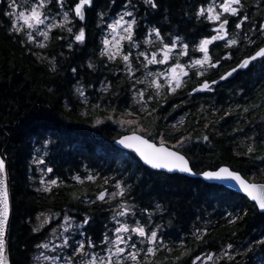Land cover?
I'll return each instance as SVG.
<instances>
[{"label": "trees", "instance_id": "16d2710c", "mask_svg": "<svg viewBox=\"0 0 264 264\" xmlns=\"http://www.w3.org/2000/svg\"><path fill=\"white\" fill-rule=\"evenodd\" d=\"M200 1L155 0L157 21L165 18L188 41L203 35L204 23L195 19ZM84 29L81 44L70 36L66 42L63 36L56 40L52 34L45 50L30 49L21 35L9 32L0 13V156L10 182V264L30 263L44 235L33 231L35 217L43 214L67 215L80 223L88 218L83 238L93 242L94 252L100 250L105 231H112L113 207L120 202L133 211L129 222L148 224L168 247L161 250H170H156L143 264H188L199 253H221L228 245L233 259L218 264L264 261V245L258 243L264 240V214L243 196L199 179L149 170L111 144L128 133L118 126L133 112L128 80L118 72L117 62L98 57L93 14L86 15ZM102 82L108 86L101 91ZM77 84L88 89L86 94L74 93ZM239 85L223 84L214 100L209 95L193 100L187 94H165L132 130L155 143L163 138L169 147L185 138L186 148H173L186 155L195 173L225 165L250 182L264 183V95L248 99L244 111L237 99ZM257 104L261 109L254 111ZM254 112H260L261 126L246 124L242 133V117ZM181 118L180 125H173ZM36 147L44 149L43 165L57 180L50 191L36 190L29 178ZM117 182L124 189L120 199H96Z\"/></svg>", "mask_w": 264, "mask_h": 264}, {"label": "snow or ice", "instance_id": "6c2138e0", "mask_svg": "<svg viewBox=\"0 0 264 264\" xmlns=\"http://www.w3.org/2000/svg\"><path fill=\"white\" fill-rule=\"evenodd\" d=\"M55 3L59 6L60 12L56 15L62 17L59 23L55 22V17L51 16L49 13L51 11L50 5ZM66 0H23V3H18L17 0H9L8 3V11L5 12V15L9 16L12 19V24L10 27L11 32H15L19 34L20 32H24L26 35L27 41H33L32 31L35 30L36 34L42 36L45 41L50 39L49 32L53 28H65L67 25L72 23L70 19V13H74L75 18H78L80 21H84L85 16V7H91L94 4V0H76L74 4H69L67 6V10H65ZM145 5H150L152 8H156L157 4L154 0H144ZM241 5V0H207L206 4H202L196 11L195 15L197 19H205L209 23H214L215 27L212 29V32L215 33L210 37H204L200 39L199 43L195 46V51L202 53V57L199 59L192 60L188 65H184L179 62L180 56H186L188 45L183 44L181 42V50L177 56V62L172 64L170 67H167L162 72H147V76L151 77L148 81L149 87L155 89V95H161V89L166 87L168 92H175L177 89L183 87L184 81L181 77L187 76L188 71L186 69L196 68V75L203 76L208 69L215 68L220 64V59H231V56L227 53L224 57L216 60L214 63L212 62V58L209 54V45L213 44L214 41H225V47H231L238 43L236 35L233 34L229 36V33L226 29V26L229 24L228 16L237 18V23L235 28L237 30L241 29V26L245 20L248 19L247 16L239 15L240 8L237 6ZM131 5H126L125 7H130ZM47 10V11H46ZM227 14V16L225 15ZM99 16L103 17V13H99ZM132 17L133 13L131 11H124L121 14H118L117 17L107 24V28L110 30L112 35V39L109 40L105 37L102 41L104 48L101 51L102 56H107L109 60H115L119 57L125 66L127 74L132 76L135 69L132 66L130 61L131 53H123L122 52V42L128 41L132 48H137L138 45L133 42L134 36V26L136 24V20L133 17L130 20H125L124 17ZM46 21L49 23L45 24ZM44 26L45 30H41L39 26ZM118 30H120L118 32ZM67 31L71 33L73 29L71 27H67ZM259 31L261 36H264V23L259 25ZM152 34L155 35L157 41H159L160 47L158 49L160 55L158 56L156 52L151 53V55H147L146 52H137V57L143 56L145 58L144 68L147 69L149 64H160L165 65L171 59V52L173 49L177 47L178 42H180V37H172L171 43H166L160 33V30L157 28H152L149 30V36ZM85 29L80 28L79 32L74 35V39L76 42L83 43L85 40ZM227 38V39H226ZM245 39L248 40L249 43H253L250 37L245 36ZM59 39V37H58ZM146 44L152 43L151 40L146 39ZM39 47H45L44 43H40ZM69 48L72 47L71 44L68 45ZM258 57L264 58V47H260L254 55L249 56L242 60L239 64L236 65L235 68H232L229 72H226L223 76L220 77V80H224L226 77L231 76L237 69H245L250 65L251 61H255ZM207 66V67H205ZM91 68L92 65L89 64ZM52 70H55L54 67ZM75 71V69H73ZM161 78L163 83L161 82ZM137 83H143V80H137ZM212 84H215L216 81L212 80ZM200 90H211L209 87V82L204 81L199 85ZM77 91L81 96H83V92L77 88ZM193 91H197L196 88ZM138 95L143 98V92L138 93ZM152 97L150 96L149 99ZM244 111H248L245 109ZM96 123H99L97 121ZM206 140L207 137H204ZM183 140L177 141L178 144L182 143ZM118 144L123 145L125 148L132 149L140 158L141 161L145 165L150 166L152 169L157 170H167L168 172L179 171L181 173H192V169L189 167L188 160L181 155L177 151L170 150L166 148L161 142V145L157 147L155 144L150 143L148 140L144 139L142 136L138 135H130L122 137L117 141ZM254 151V148L249 146L248 152L251 153ZM49 172L52 171L51 168L48 169ZM6 173V165L5 160L0 158V264H8V260L5 257V227L9 220L10 213V198L9 191L6 184L5 179ZM201 175L206 179H229L235 181V183L239 186L240 191L245 193L248 198L255 201L256 206L264 213V184H255L251 182H247L244 178H242L241 174L236 171H231L227 167H221L218 171H204ZM74 179H78L74 177ZM87 179L92 180V176H88ZM107 182V181H106ZM43 183V181H42ZM52 185H55L57 182L55 180L50 181ZM116 188L118 191L112 194V198L116 195H122L124 189L121 187L120 183L117 182ZM47 187L44 188V191H48ZM106 193L101 191L97 199L104 200ZM73 198L76 196L74 194ZM120 211L115 212L113 219L116 221L118 225L114 229V239H110L108 235L104 236V239L101 243H106L108 245L107 248L104 249L105 255L100 256L93 252H85V243L83 241H77V246L73 249L72 257L76 255H80L82 257L80 264H127V261H131L132 264H140L137 257L140 254L137 249V243L131 242L133 236L145 238L144 240H140V243H144L147 241L148 245H152L153 241L157 238V231L152 230L150 235H146V227L141 225L138 221L134 226H130L126 222H121L120 220H116V217L125 216L130 209L124 205H119ZM71 217L65 215L64 221L71 227L70 224ZM44 223H47V219H45ZM83 224L88 223V218L82 222ZM63 226V225H62ZM43 227V224L41 225ZM159 227V226H157ZM38 228H34L33 231H38ZM67 231V228L64 229ZM83 234V233H81ZM62 235V234H61ZM261 245H264V240L258 242ZM89 248H94L95 245L91 240L87 241ZM128 245L133 251H129L126 253V249L121 247L120 245ZM39 248L48 249L49 243H42L37 245ZM70 247V242L67 237H63V242L58 246L60 250L66 249ZM230 248L231 245H228ZM55 250V249H54ZM154 252V248L149 246L147 248V253L152 254ZM126 253V255H125ZM43 255V253H41ZM186 255V254H185ZM228 256L227 253H225ZM72 257L64 256L63 264H76V262L72 259ZM83 257H87V259H83ZM47 260L51 261V264H57L58 259L60 258V252L57 251V255L48 257H44ZM200 257L197 256L193 260V264H196V260H199ZM207 259L211 260L212 255L209 254ZM228 259H233V257L228 256Z\"/></svg>", "mask_w": 264, "mask_h": 264}, {"label": "flooded vegetation", "instance_id": "af4514ba", "mask_svg": "<svg viewBox=\"0 0 264 264\" xmlns=\"http://www.w3.org/2000/svg\"><path fill=\"white\" fill-rule=\"evenodd\" d=\"M66 0L65 3V10H67V6L69 5ZM76 2V0H73V4ZM155 2V0H154ZM222 2V0H220ZM8 3L2 0V3H0V13L8 20V16H5V12L8 9ZM156 3V2H155ZM207 0L200 1L198 5L195 8V13L197 9L202 5L206 4ZM131 5L130 7H125L126 5ZM51 15L57 14V10L60 9L58 5L55 3L51 4ZM240 8L239 15L247 16L248 19L245 20L241 26L240 30H237L235 28L237 21V18L228 16L229 24L226 26V29L229 33V36H232L233 34L236 35V38L238 40V43L231 47H225V41H214L213 44L209 45V54L212 58V62L214 63L216 60L220 59L221 57H224L227 53L231 56V59H220V64L217 65L215 68L208 69L203 76H197L196 75V68H194L192 71H190V74L187 76H184V84L183 87L177 89L174 93H168V94H187L188 96L192 97L193 100L196 98H201L202 96H211V98L214 100L213 96L220 94L219 88L223 84H231L234 82H240V85L238 87L239 93L237 94L238 104L241 109H245L247 106L246 102L248 99L250 101H254L258 99L261 95H264V58L256 59L255 61L250 62V65L242 70L237 71L232 77L227 78L222 83L217 85H210L211 90H205L203 92H195L193 91L194 88H199V85L203 83L204 81H208L209 84H211L212 80H218L221 76H223L226 72H229L232 68H235L237 64H239L242 60L245 58L252 56L255 54V52L260 48L264 47V36H261L259 31V25L261 23H264V0H241V5L237 6ZM157 8V7H156ZM156 8H152L150 5H145L144 0H94V4L91 7L86 6L85 7V16L87 14H93V17L95 18V26L97 30V44H98V57H99V46L101 45L100 37L103 33L101 22L106 23V19L99 16V13H103L104 15L108 16H114L117 12L121 11H131L133 13L132 17H129L128 19H132L133 17L136 20V24L134 26V36H133V42H135L139 47H145L148 46L151 49L158 50L160 47L159 41L156 40L155 35L152 34L149 36V30L152 28H157L160 30L161 36L163 40L166 43H171L172 37H180V42L177 44V53H179L181 50V42L183 44L188 45V51L191 52V55L194 58H198L202 55V53L195 51V46L199 43L200 39L204 37H210L211 35H214L215 33L212 32V29L215 27L214 23H209L207 20L201 18L199 20L203 21L205 26V33L203 35L197 36L192 38V40L188 41L186 38L182 37L180 34V30L176 29L174 26L169 25L168 22L164 23V19L162 18L160 22L157 21L158 16L156 13ZM9 10V9H8ZM47 11V10H46ZM73 15V13H72ZM227 16V14H225ZM74 17V16H73ZM195 19L199 21L195 15ZM80 24H78L77 28L80 30V28H84V22L76 19ZM75 20V22H76ZM9 23V32L11 23ZM105 32V30H104ZM15 33V32H11ZM16 35H20L15 33ZM51 34H59L60 38L64 35V32L58 30L56 32L53 31ZM52 36V35H51ZM250 37L253 43H249L247 39L244 37ZM52 39V37H51ZM151 40L152 43L146 44L145 40ZM227 39V38H226ZM23 42L25 45H27L30 49H32V42H26L24 39ZM49 45V44H48ZM135 48L131 50L134 51ZM133 54V53H132ZM100 58V57H99ZM101 59V58H100ZM104 59V58H103ZM105 60V59H104ZM130 61L133 66V58H130ZM106 62V61H105ZM117 65L119 66L118 72L125 75L124 72H122V68H120V62L116 61ZM144 62L145 60H142L141 62L136 61V73H143L144 68ZM177 60L173 59L171 63H176ZM115 63V62H113ZM188 62L186 63V65ZM159 64L156 65H148L147 69L144 68L145 71L151 70V72L156 73L159 70ZM169 66V65H168ZM134 67V66H133ZM207 67V66H205ZM142 74L136 75V77H140ZM127 79V77H126ZM128 80V79H127ZM251 80V81H250ZM250 81V82H248ZM127 85H129L128 94H131V81H126ZM133 83L136 81H132ZM163 82V80H161ZM247 82V83H246ZM246 83V84H245ZM101 86V84H100ZM147 92L144 94H155V89L149 87V85L146 87ZM99 91V90H97ZM101 92V91H100ZM164 89H161V94H164ZM163 98V97H162ZM162 98H158L155 101L156 103L152 102L149 105V108H152L153 106H156L157 103L160 104V100ZM218 101V99H216ZM160 101V102H159ZM163 102V101H162ZM161 102V103H162ZM264 108V105L262 106ZM261 109V105L257 104L256 108L253 109L254 111H257ZM254 112L253 114H249L247 118L241 119V132H244V126L249 124L251 126V123L256 124V126H261V123L258 121L259 116ZM256 119V120H255ZM178 120V119H176ZM254 127V126H253ZM255 128V127H254ZM131 133V132H128ZM169 147V146H168ZM176 150V149H175ZM178 151V150H176ZM180 152V151H178ZM182 153V152H180ZM183 154V153H182ZM185 155V154H183ZM186 156V155H185ZM162 252H170V250H161ZM212 253V252H209ZM206 253H199L193 257L190 258L188 264H193V260L197 256H202ZM218 264V262L214 263Z\"/></svg>", "mask_w": 264, "mask_h": 264}, {"label": "rangeland", "instance_id": "374dc122", "mask_svg": "<svg viewBox=\"0 0 264 264\" xmlns=\"http://www.w3.org/2000/svg\"><path fill=\"white\" fill-rule=\"evenodd\" d=\"M4 1L9 2V0H4ZM17 2L23 3V0H17ZM0 3H2V0H0ZM7 11H8V9H7ZM58 12H60V9L57 10V13ZM121 13H123V12L119 11L114 16H111V17L108 15H103L102 18L106 19V21H105L106 23L101 22L103 33L101 34V37H100L101 45L99 46V57L104 58L107 63H113L116 61L120 62L121 63L120 68H122V72H124L127 79L131 81V89H130L131 94L129 96L128 103H129V107L132 108L133 112L127 113L125 116H123L121 119V122H119L118 126L121 128V130L123 132H136V129L134 128L132 130L131 126L136 123V120L139 118V116L142 115L143 113L147 112L149 105L152 102H154L156 99L162 98V97H164L165 94L172 93V92H168L166 87H165L164 88L165 93L161 94L159 96H157L155 94H144L145 92H147L146 87L149 85L148 81L151 79V77L147 76V72H151V70H149V68H148V71H145L143 68V73H136V67H135L136 61L142 63V60H145V58L143 56L137 57V52H146V54L149 56L151 55V53L156 52L157 55L159 56L160 53L158 50L151 49L148 46H145V47H139L138 46L137 48H135L134 51H132V53H133L132 54L131 50L133 48L130 46V43L128 41H123L122 42V49H121L122 52L125 54L130 52L131 53L130 58H133V66H134L133 68L135 69V71L133 72L132 76H129L127 74L124 63L119 57H117L115 60H109L107 56L101 55V51L104 48V45L102 43L103 39L105 37H107L109 40L112 39V35L110 33V30L107 28V24L110 23L112 20H114L117 17V15L121 14ZM5 16H7V15H5ZM51 16L55 17L56 23H59L60 20L62 19V17L56 15L55 12ZM8 18H9L8 21H10V23L12 24V19L9 16H8ZM128 18H129L128 16L124 17L125 20H129ZM70 19H71L72 23L70 25H67L65 28H63V29H61L59 27L53 28L49 32L50 39L47 41H45L42 36L36 34V31L33 30L32 34H33L34 38L32 41V47L36 48L38 50H45V48L48 46V44L51 41V35H52L51 33L55 30H56V32L58 30L64 32L63 39H65V42H66V40H68V37L70 36L73 43L81 44V42H76L74 39V35L79 32V30L77 28L78 26L75 25L76 24L75 20L78 18H75L74 13H73V15H72V13H70ZM47 23H49V21L45 22V24H47ZM39 27L41 28V30H45L43 25L39 26ZM67 27H71L73 29V31L71 33H69L67 31ZM104 30H105V32H104ZM119 31L120 30H118V32ZM19 34L26 40V42H28L24 32H20ZM55 37H56V40H58V37L60 39L59 34H56ZM40 43H44L45 47H43V48L39 47ZM187 53L188 54L186 56H180L179 57V62L184 64V65H186L187 62L189 64L192 60L199 59L202 57V55H201L198 58H194L191 55V52L188 50H187ZM170 55H171V59L167 62V64L159 67V70L157 72H162L167 67H170L172 64H174L171 62L173 61V59L177 60V56H178L177 49L176 48L173 49ZM42 58H45V57H40V59H42ZM150 65H156V64H150ZM159 66H160V64H159ZM193 69L194 68L186 69V70L188 71V74H190V71H192ZM138 74H142V75L140 77H136V75L138 76ZM181 79L184 80V77H181ZM133 80L134 81L143 80L144 82L136 84L135 82L134 83L132 82ZM161 80H162V78H161ZM105 85L108 86L107 83L102 82L101 86H98V87H100V90L102 91V89ZM73 88H74L73 90H74L75 94H79V92L77 91V88H79L83 92V94H86L85 91L88 90L87 88L85 89V87L82 86L81 84L74 85ZM140 92H143V98H141L138 95V93H140ZM150 96L152 97L151 99H149ZM181 121H182V118L178 119V120H174L173 125L178 126L181 124ZM122 122H125V124H122ZM182 140H183L182 143H180V144L177 143L174 145L172 144V146L175 148H178L179 150L186 148L187 144H184L185 138H182ZM161 142H164L163 138H159L157 143L161 144ZM163 144L167 146V144L165 142ZM173 147L170 146L169 148L175 150V148H173ZM42 151H44V149H42V147L34 148L35 158H33L31 160L33 165H34V168L33 169L31 168L29 178H30L31 183L33 184V186L36 190L44 191V188L47 187L49 189L48 191H50L51 189H54L57 186V183L55 185H52L50 183V181L55 180L57 182V180L55 178H53L51 175H49L48 168L43 165V158L41 157ZM42 181H43V183H42ZM116 184L117 183L113 184V188L111 191L104 190V192L106 193L105 198H104V200H99V201H105L106 200V201L113 202L117 199H120L123 194L122 195H116L114 198H112V194L116 193L118 191V189L116 188ZM98 194H97V196H98ZM97 196H96V199H97ZM120 203L126 205L124 202H120ZM126 206L130 209V211L125 216L116 217V220H120L121 222L128 223L130 226H134L137 221H133V222L128 221V218L132 217V215H134V214H133L132 209L128 205H126ZM113 210H114V212H113V216H114V213L120 211L121 209L119 206H114ZM64 217L65 216L62 214H60V215L43 214V215H38L37 217H35L34 222L36 223V228L39 229L38 232L44 233L42 241L39 242L38 245H40L42 243H49V248L43 249V248L36 247V249L33 251V254H32V257L30 259L29 264H51V261L45 259L44 257L45 256L51 257L54 255H57V251L60 252V258L58 259L57 264H63V257L64 256L72 257V252H73V249L77 246V244H76L77 241H83L85 243V249H84L85 252H93L94 249L88 247L87 241L83 238V234H81L83 232V228H84L85 224L74 221L71 218V220H70L71 227H68V225L64 221ZM45 219H47L46 224L44 223ZM112 221H113L112 231L111 232L109 230L105 231V235H108L110 239L115 238L114 237V229L118 226L116 224V221L113 218H112ZM42 224H43V227H41ZM143 226L146 227V235H150L151 231L154 230V229H152V230L148 229V224L143 225ZM65 228H67V231L64 230ZM63 237H67L69 239L70 247L60 250L58 248V246L63 242ZM103 239H104V236H103ZM144 239L145 238L133 236L132 241H130V243L131 242L137 243V249L136 250H138L140 253L138 255L137 259L140 262V264H143L144 262H148L150 257L154 255L156 250H161V249H163V247H165V244L163 242H161V239L159 238L158 234H157L156 240L153 241L152 245H148L146 240L144 243L139 242L140 240H144ZM101 244H102L100 247L101 251L98 250L95 253L97 255L103 256V255H105L104 249L107 248L108 245L106 243H101ZM120 246L124 247L126 249V253L129 251H133V249H131L128 245L122 244ZM149 246L154 248V252L152 254L147 253V248ZM164 249H168V247H165ZM143 250H145V251H143ZM231 250H232L231 248H225L224 250H222L223 252H221V253H218V252L217 253H206L202 256H199L200 259L196 260V264H214L216 262H220L222 259L230 260V259H228V256H231V253H232ZM41 253H43V255H41ZM126 253H125V255H126ZM225 253H227L228 256H226ZM209 254L212 255L211 260L207 259ZM72 259L76 262V264H80L82 257L80 255H76L75 257H72ZM83 259H87V257H83ZM127 264H132V262L127 261ZM258 264H264V261H262Z\"/></svg>", "mask_w": 264, "mask_h": 264}, {"label": "water", "instance_id": "95a60500", "mask_svg": "<svg viewBox=\"0 0 264 264\" xmlns=\"http://www.w3.org/2000/svg\"><path fill=\"white\" fill-rule=\"evenodd\" d=\"M82 22H84V21H82ZM260 57H258L257 59H259ZM252 62V61H251ZM239 70H242V69H237V71H239ZM236 71V72H237ZM236 72H234L231 76H228V77H226L224 80H226L227 78H230V77H232ZM224 80H220V78L218 79V80H216V83L215 84H209V87H210V85H217V84H220V83H222ZM206 89H204V90H200L199 88H197V91H195V92H203V91H205ZM133 134H135V135H138V136H141V135H139V134H137V133H128V134H124V135H121V136H119L118 138H116V139H114V140H112V142H111V144L116 148V149H118V150H121V151H125V152H128V153H131L132 155H134V157L145 167V168H147V169H149V170H152V171H155V172H162V173H165V174H168V175H173V174H177V175H181V176H184V177H187V178H193V179H199L200 181H202V182H204V183H206V184H211V185H216V186H220V187H222V188H224V189H226V190H228V191H230V192H233V193H235V194H238V195H241V196H243L248 202H250V203H252L254 206H255V208L257 209V211L259 212V213H261V211L258 209V207L256 206V204H255V201H253V200H251L250 198H248L247 197V195L245 194V193H243L242 191H240V189H239V186L235 183V181H232V180H229V179H223V180H218V179H206V178H204L202 175H201V173H195V172H193L192 171V173L191 174H189V173H181V172H179V171H173V172H168L167 170H157V169H152L150 166H148V165H145L144 163H143V161H141L140 160V158H139V156L132 150V149H128V148H125L123 145H120V144H118L117 143V141L119 140V139H121L122 137H125V136H130V135H133ZM143 137V136H142ZM144 139H146V140H148L150 143H153V144H155L157 147H159L160 145H158V144H156L155 142H153V141H150L149 139H147V138H145V137H143ZM165 146V145H164ZM166 148H168V149H170V150H173V151H175L174 149H171V148H169V147H167V146H165ZM180 153V152H179ZM181 155H183L182 153H180ZM186 159H187V157L185 156V155H183ZM0 158H2L1 156H0ZM3 159V158H2ZM188 160V159H187ZM189 162V161H188ZM5 165H6V173H5V179H6V184H7V187H8V191H9V187H10V182H9V177H8V169H7V163L5 162ZM189 167H190V163H189ZM221 167H227V168H229L228 166H225V165H223V166H220V167H218L217 169H215V170H205V171H218L219 170V168H221ZM191 168V167H190ZM229 170H231L230 168H229ZM232 171V170H231ZM204 172V171H203ZM240 174V173H239ZM242 176V175H241ZM242 178H244L243 176H242ZM245 179V178H244ZM246 180V179H245ZM247 182H250V181H248V180H246ZM251 183H255V182H251ZM255 184H264V183H255ZM9 198H10V191H9ZM9 207H10V213H9V220H8V223H7V225H6V227H5V257H6V259L8 260V264H10V261H9V255H8V239H9V233H10V221H11V215H12V210H11V201H10V203H9ZM264 214V213H263Z\"/></svg>", "mask_w": 264, "mask_h": 264}]
</instances>
